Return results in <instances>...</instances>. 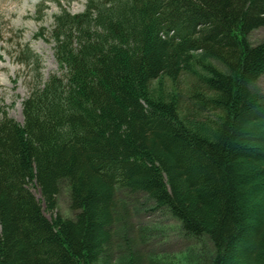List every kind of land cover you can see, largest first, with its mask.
Segmentation results:
<instances>
[{
	"label": "trees",
	"instance_id": "1",
	"mask_svg": "<svg viewBox=\"0 0 264 264\" xmlns=\"http://www.w3.org/2000/svg\"><path fill=\"white\" fill-rule=\"evenodd\" d=\"M261 27L264 0L61 14V74L31 90L22 122L0 112V264H182L142 247L128 203L140 195L211 242L203 264H264ZM63 181L74 218L57 212Z\"/></svg>",
	"mask_w": 264,
	"mask_h": 264
},
{
	"label": "rangeland",
	"instance_id": "2",
	"mask_svg": "<svg viewBox=\"0 0 264 264\" xmlns=\"http://www.w3.org/2000/svg\"><path fill=\"white\" fill-rule=\"evenodd\" d=\"M86 4V0H0V112L4 110L22 122V103L31 90L42 87L52 74L60 75L51 32L63 9L78 14L85 10ZM249 39L253 44L264 41V27L252 31ZM18 52L21 54L17 55ZM18 59L24 62L18 63ZM255 87L264 94V75ZM32 190L40 198L38 191ZM136 200L131 198L128 203L132 204V221L143 230L142 247L146 252L177 259L194 258L198 264L208 262L213 256L211 242L204 237L188 236L167 208H159L141 195ZM57 201L58 214L65 218L76 216L66 181L61 183ZM46 215L50 219L54 217L47 212ZM194 251L195 256L191 255ZM184 259L182 264H188Z\"/></svg>",
	"mask_w": 264,
	"mask_h": 264
}]
</instances>
